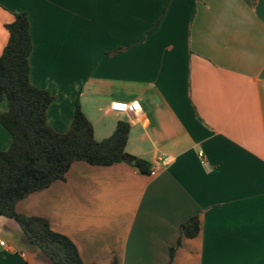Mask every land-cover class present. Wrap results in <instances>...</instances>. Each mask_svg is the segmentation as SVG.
I'll list each match as a JSON object with an SVG mask.
<instances>
[{
	"label": "crops",
	"instance_id": "obj_1",
	"mask_svg": "<svg viewBox=\"0 0 264 264\" xmlns=\"http://www.w3.org/2000/svg\"><path fill=\"white\" fill-rule=\"evenodd\" d=\"M21 12L30 81L54 97L48 125L66 133L77 101L96 141L127 122L126 151L155 175L76 162L16 211L46 219L84 264H168L170 248L173 264H264V0H0V55ZM195 216L199 234L182 237ZM0 240V264H51L11 219Z\"/></svg>",
	"mask_w": 264,
	"mask_h": 264
},
{
	"label": "trees",
	"instance_id": "obj_2",
	"mask_svg": "<svg viewBox=\"0 0 264 264\" xmlns=\"http://www.w3.org/2000/svg\"><path fill=\"white\" fill-rule=\"evenodd\" d=\"M13 17L5 25L8 41L0 55V103L6 99L8 104L0 114V125L11 137L9 149L0 151V217L16 222L28 245L51 264H84L68 237L54 231L42 217L18 213L17 203L54 182L64 181L76 162L95 167L127 164L143 174L150 173L151 165L126 151L130 133L127 122H118L110 137L96 141L78 101L66 133L48 125L47 111L54 97L32 85L29 20L24 12ZM199 231L197 216L180 225L182 237L195 238ZM175 250L170 248L168 264H173Z\"/></svg>",
	"mask_w": 264,
	"mask_h": 264
},
{
	"label": "built area",
	"instance_id": "obj_3",
	"mask_svg": "<svg viewBox=\"0 0 264 264\" xmlns=\"http://www.w3.org/2000/svg\"><path fill=\"white\" fill-rule=\"evenodd\" d=\"M110 111L120 113V114H136L141 112L139 102H112L109 107ZM153 176L155 175V169L150 172ZM0 246L5 247L6 243L0 240Z\"/></svg>",
	"mask_w": 264,
	"mask_h": 264
},
{
	"label": "rangeland",
	"instance_id": "obj_4",
	"mask_svg": "<svg viewBox=\"0 0 264 264\" xmlns=\"http://www.w3.org/2000/svg\"><path fill=\"white\" fill-rule=\"evenodd\" d=\"M2 104H5L6 106H8L6 99H4V100L0 103V106H2ZM6 110H7V109H6Z\"/></svg>",
	"mask_w": 264,
	"mask_h": 264
}]
</instances>
